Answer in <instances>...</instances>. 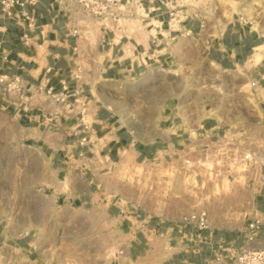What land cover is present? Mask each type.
I'll return each mask as SVG.
<instances>
[{
    "label": "crops",
    "instance_id": "1",
    "mask_svg": "<svg viewBox=\"0 0 264 264\" xmlns=\"http://www.w3.org/2000/svg\"><path fill=\"white\" fill-rule=\"evenodd\" d=\"M14 10L11 19L0 9V75H18L25 92L19 98L0 89V140L14 150L40 152L67 190L58 198H71L82 207L96 206L104 200L97 192L98 176L104 170L126 160L172 161L187 146L202 148L225 131L217 118L187 111L177 96L169 97L151 122L132 115L129 103L117 97L115 86L139 79L149 65L163 64L170 56L162 50L165 47L159 48L177 36L167 27L165 16L161 29L152 28L162 34L155 44L133 48L131 40L112 42L111 33L99 32L91 41L93 52L87 44L81 51L82 40L71 34L72 23L51 0ZM151 16L154 21L156 14ZM178 30H189L190 35L197 22L189 18ZM217 32L205 38L206 54L223 70L246 65L256 48L264 47V25L254 26L242 17H233ZM80 55L88 66L81 67L77 78ZM246 73L263 89L256 98L264 110V56ZM58 94L63 95L62 101L52 98ZM255 197L264 234V187ZM129 203L111 201L105 211L116 222L123 251L134 264H208L215 254L242 243V237L218 230L185 226L182 231L179 225L150 218L145 209H133ZM172 247L179 248L169 252Z\"/></svg>",
    "mask_w": 264,
    "mask_h": 264
},
{
    "label": "rangeland",
    "instance_id": "2",
    "mask_svg": "<svg viewBox=\"0 0 264 264\" xmlns=\"http://www.w3.org/2000/svg\"><path fill=\"white\" fill-rule=\"evenodd\" d=\"M185 1L190 4L185 13L197 22V30L186 35L178 30L183 22H176L177 36L159 46L170 56L163 64L149 65L139 79L115 86L116 95L129 103L132 115L150 122L169 97L177 96L187 111L217 118L225 131L207 140L205 149L187 146L179 153L188 155L184 165L156 158L126 160L104 170L97 183L104 200L92 207L58 198L67 190L40 152L14 150L0 140V264H134L123 251L116 222L105 211L111 201L123 206L130 202L133 209L143 208L150 218L179 225L182 231L188 226L182 217L201 207L208 214V229L242 237L247 215L257 210L255 195L262 186L257 174L264 175V110L256 98L260 91L250 87L246 73L255 63L223 70L208 59L204 40L236 16L264 25V0ZM85 43L94 52L91 42L80 43L81 51ZM79 64L86 67L88 61L80 55ZM253 150L260 152L263 162L255 177L246 172L248 162L235 165L232 160L241 151ZM217 170L225 173L217 175ZM81 231L86 233L83 239L75 235ZM100 244L106 251L102 255L94 250Z\"/></svg>",
    "mask_w": 264,
    "mask_h": 264
},
{
    "label": "built area",
    "instance_id": "3",
    "mask_svg": "<svg viewBox=\"0 0 264 264\" xmlns=\"http://www.w3.org/2000/svg\"><path fill=\"white\" fill-rule=\"evenodd\" d=\"M37 2L38 0H0V9L3 15L14 19L15 7L22 9L26 5L34 6ZM51 2L66 14L68 20L72 23L71 34L79 37L82 42H91L94 37L92 38L90 32L96 28L99 32L111 33L112 42L131 40L134 43L133 48L139 44L142 45L143 42L147 44L157 42V36L160 33H151L150 31L152 28H162L164 16L166 17V25L171 31H176V27H174L176 22H184L191 18L185 13L186 8L189 6L185 0H51ZM152 13L156 14L154 21H152ZM20 15L29 18L24 11H21ZM181 16L182 18H180ZM187 34H189V30L186 32ZM81 70V65L78 64L75 74L77 78ZM256 86L257 81L251 80L250 87L254 88ZM0 89L5 94L15 95L19 98L25 92L22 79L15 74L8 76L1 74ZM47 93H50V91H47ZM52 98L57 102L64 99L62 94L52 95ZM55 114L58 113L55 112ZM204 147L203 149H205ZM261 159L260 152L256 150L241 151L238 156L232 158L235 165H238L241 160L248 162L249 170L246 172L249 175L254 174V177L257 174V167L261 168L263 165ZM175 161L176 164H187L189 162L187 153L178 156ZM258 161L259 163H257ZM196 163L200 164L201 160H196ZM223 173L225 172L219 170L216 174L222 176ZM257 178L258 181H261L262 188L264 175L261 171L260 174H257ZM182 222L195 230L209 228L207 211L201 207H195L185 214L182 217ZM262 224L263 218L257 211L247 215V221L242 229V243L233 251L224 249L223 252L215 254L208 264H264Z\"/></svg>",
    "mask_w": 264,
    "mask_h": 264
},
{
    "label": "bare ground",
    "instance_id": "4",
    "mask_svg": "<svg viewBox=\"0 0 264 264\" xmlns=\"http://www.w3.org/2000/svg\"><path fill=\"white\" fill-rule=\"evenodd\" d=\"M190 6V4H189ZM188 6V7H189ZM190 8V7H189ZM96 34H99V31L97 29H92L90 32V35L94 36ZM91 37V36H90ZM96 38V37H95ZM97 46V45H96ZM96 48V47H95ZM130 52V51H129ZM263 57V51L261 49V47H257L254 54L249 58L248 62L246 63L247 65H251L253 63H258L260 61V59ZM257 89L260 90V92H263V89L260 86H257ZM154 115V111L153 110H149V116H153ZM210 175V174H209ZM76 236H79V238L81 237L83 239L84 236H86V233H84L83 231L79 232V233H75ZM96 251V254H101L105 253V246H103L102 244H100L97 248L94 249ZM92 250V251H94ZM104 251V252H103ZM102 252V253H101ZM109 255H105L106 257H109ZM105 260V259H104ZM106 261V260H105ZM95 263V262H94Z\"/></svg>",
    "mask_w": 264,
    "mask_h": 264
}]
</instances>
